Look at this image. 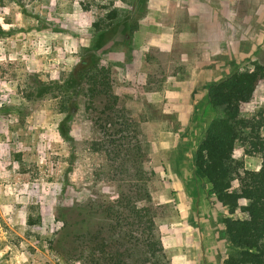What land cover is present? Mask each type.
I'll list each match as a JSON object with an SVG mask.
<instances>
[{"label":"rangeland","instance_id":"374dc122","mask_svg":"<svg viewBox=\"0 0 264 264\" xmlns=\"http://www.w3.org/2000/svg\"><path fill=\"white\" fill-rule=\"evenodd\" d=\"M115 10L117 19L107 20ZM110 23L113 34L101 31ZM0 25L9 33L0 38V264H66L49 246L61 210L120 195L106 179L105 156L90 149L99 134L86 99L69 113L59 98L27 97L30 78L60 82L94 53L111 66L115 90L140 124L171 263L224 264L237 252L224 230L228 210L197 177L195 156L222 113L207 101L209 86L264 65V0H0ZM263 108L264 81L244 112ZM235 159L240 175L261 168L240 144ZM179 186L190 211L181 212ZM163 199L170 202L157 204Z\"/></svg>","mask_w":264,"mask_h":264},{"label":"trees","instance_id":"16d2710c","mask_svg":"<svg viewBox=\"0 0 264 264\" xmlns=\"http://www.w3.org/2000/svg\"><path fill=\"white\" fill-rule=\"evenodd\" d=\"M117 17L118 11H111L107 20ZM137 28V23L132 25L130 33ZM114 30L110 23L101 31ZM8 34L0 25V38ZM30 79V101L59 98L71 113L79 98L86 99L85 110L99 134L90 149L105 156L106 179L120 186L115 200L96 198L62 209L51 251L66 264H172L157 231L158 207L149 189L153 173L147 167L140 124L116 94L111 66L99 54H87L60 82ZM262 81L264 65L255 64L250 71L211 84L207 92L209 105L222 113L203 134L195 173L228 210L225 233L237 252L224 264H264V108L252 115L244 112ZM239 144L244 156L261 158L259 171L240 175L243 161L235 159Z\"/></svg>","mask_w":264,"mask_h":264},{"label":"crops","instance_id":"0c3cea01","mask_svg":"<svg viewBox=\"0 0 264 264\" xmlns=\"http://www.w3.org/2000/svg\"><path fill=\"white\" fill-rule=\"evenodd\" d=\"M120 59H118V58H116V59H109V61L110 62H118ZM116 94L120 97V93H119V91H118V88H117V90H116ZM180 105H182V104H176V105H172L171 107H172V109L175 107H178V106H180ZM171 136H172V134H171ZM173 139H172V137H168V141H172ZM175 146H177V144L175 143V145H174V147ZM203 183V182H202ZM204 184V183H203ZM183 187L182 186H179V188H177V193H179V203H178V205L180 206V208H181V212H187V211H190L191 210V204H190V202H189V200L187 199V196H182V193H183ZM178 197V196H177ZM168 202H170L169 200H161L160 202H158L157 204H159V205H166V204H168ZM200 205V203H198V206ZM197 213L199 214L200 213V208H198V211H197ZM224 230H225V228H224ZM204 234H205V231H204ZM205 235H207V234H205ZM209 235V234H208ZM205 239V238H204ZM206 251V250H205ZM189 262L190 263H192L193 262V260L191 261L190 259H189ZM188 262V263H189ZM185 264V257H178L177 258V264Z\"/></svg>","mask_w":264,"mask_h":264}]
</instances>
